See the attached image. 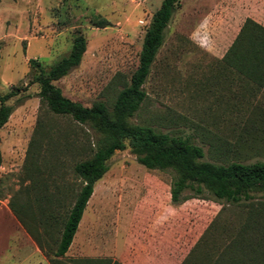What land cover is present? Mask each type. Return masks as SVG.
<instances>
[{
  "label": "rangeland",
  "instance_id": "rangeland-1",
  "mask_svg": "<svg viewBox=\"0 0 264 264\" xmlns=\"http://www.w3.org/2000/svg\"><path fill=\"white\" fill-rule=\"evenodd\" d=\"M161 2L0 0V94L22 90L7 102L13 111L0 128V264H50L48 258L120 264L124 253L133 263L176 254V264L189 255L210 264L229 249L247 215L264 210L260 194L234 205L185 191L188 199L174 203V173L146 169L126 143L95 183L69 250L54 257L61 219L81 187L73 167L91 155L100 136L49 112L32 80L41 69L47 75L81 35L86 51L79 66L53 84L85 107L110 106L138 66L145 29ZM101 19L106 24L98 27ZM246 19L264 27V0H180L143 85L146 99L129 123L189 139L208 163L264 161V114L252 115L256 107L264 111V88L217 78L221 58L208 51L227 48ZM31 59L38 68L30 67ZM45 197L51 202L43 210L55 217L48 235L38 209ZM26 225L40 235L43 249ZM214 227L217 241L197 248Z\"/></svg>",
  "mask_w": 264,
  "mask_h": 264
},
{
  "label": "trees",
  "instance_id": "trees-1",
  "mask_svg": "<svg viewBox=\"0 0 264 264\" xmlns=\"http://www.w3.org/2000/svg\"><path fill=\"white\" fill-rule=\"evenodd\" d=\"M179 1L162 0L160 7L151 16L144 32L138 66L110 106L106 102L98 101L85 107L63 96L61 90L53 84L79 66L86 51V41L81 35L73 39L69 54L52 67L47 75L41 69L32 80L38 84V98L49 112L56 116H68L78 124L88 125L100 136L91 155L75 163L73 167L74 174L81 181V187L61 219L54 257H63L68 251L95 183L108 170V160L114 152L124 150L126 143L137 162L146 169L174 173L170 189L174 203L187 200L188 196L182 194L191 191L200 196L206 193L234 205L250 203L260 194L264 204V161L248 164L239 161L218 165L208 163L203 161V149L192 144L189 139L171 136L151 126L129 123V119L137 113L146 99L143 85L163 44L165 30L179 6ZM105 24L104 19L96 22L98 27ZM220 64L233 69L235 75L253 89L264 88V27L246 19ZM29 65L39 67L32 59L29 60ZM20 91L22 90L17 87H11L7 93L0 94V128L7 123L13 111V107L7 102L18 96ZM19 100L20 98L16 101ZM260 113L264 114V111L258 107L252 111L255 118ZM50 202L51 199L46 197L38 202L46 235L50 224L55 221L53 215L46 214L48 207L43 210V204ZM26 229L38 247L43 249L40 235L33 233L27 225ZM219 233L220 229L216 227L206 231L199 238L196 247L202 246L204 249L209 242L215 243ZM228 248L210 264H264L263 209L247 215L245 223L229 241ZM204 255L205 258L209 256V251ZM48 261L50 264L58 263L54 258H48ZM180 264L209 263L192 260L189 255Z\"/></svg>",
  "mask_w": 264,
  "mask_h": 264
},
{
  "label": "crops",
  "instance_id": "crops-1",
  "mask_svg": "<svg viewBox=\"0 0 264 264\" xmlns=\"http://www.w3.org/2000/svg\"><path fill=\"white\" fill-rule=\"evenodd\" d=\"M235 37L236 36H234V38L230 41V43L228 44L227 48H224V49H221V48L220 49H217V48L216 49H209L208 50L209 53L212 56H218V57H220L222 59L223 56L225 55V53L227 52L228 48L230 47V45L234 41ZM218 66H219L218 67L219 69L216 68V71H217L216 72V74H217L216 77L217 78H219V79L223 78L224 81L227 80L230 83H234V82L235 83H240L241 87H243L245 89H247V88L248 89H253L249 85L245 84L237 75H235V71L233 69H231L229 67H226L224 65H221V64H219ZM254 90H258L259 91L260 89L254 88ZM127 254L128 253H124L123 256L120 258V261H119L120 264H172V263H175L174 259L176 258V254H172V255L167 254V255L155 256V258H153V256L150 257V258H148V257H145V258L144 257H139L140 261H137V262L133 263L131 258ZM143 261H144V263H143Z\"/></svg>",
  "mask_w": 264,
  "mask_h": 264
}]
</instances>
